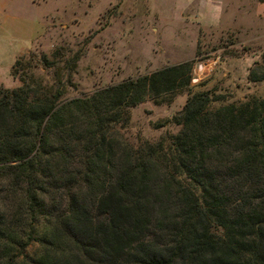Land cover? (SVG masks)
I'll use <instances>...</instances> for the list:
<instances>
[{"label":"trees","instance_id":"16d2710c","mask_svg":"<svg viewBox=\"0 0 264 264\" xmlns=\"http://www.w3.org/2000/svg\"><path fill=\"white\" fill-rule=\"evenodd\" d=\"M76 59L0 87V264H264V96L190 93L176 134L133 147L115 135L149 77L62 99Z\"/></svg>","mask_w":264,"mask_h":264},{"label":"rangeland","instance_id":"374dc122","mask_svg":"<svg viewBox=\"0 0 264 264\" xmlns=\"http://www.w3.org/2000/svg\"><path fill=\"white\" fill-rule=\"evenodd\" d=\"M75 55L62 99L149 77V96L115 136L154 143L177 133L190 93L208 91L211 108L264 96V80L246 78L263 64L264 0H0V87L19 85L16 60L17 74L51 83L42 57L61 67Z\"/></svg>","mask_w":264,"mask_h":264},{"label":"built area","instance_id":"2783aa9c","mask_svg":"<svg viewBox=\"0 0 264 264\" xmlns=\"http://www.w3.org/2000/svg\"><path fill=\"white\" fill-rule=\"evenodd\" d=\"M201 67H202V65H201V64H199V65H198V69H200Z\"/></svg>","mask_w":264,"mask_h":264}]
</instances>
